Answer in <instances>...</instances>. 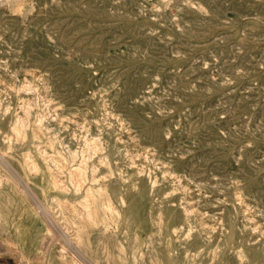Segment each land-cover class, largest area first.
<instances>
[{"label":"rangeland","instance_id":"374dc122","mask_svg":"<svg viewBox=\"0 0 264 264\" xmlns=\"http://www.w3.org/2000/svg\"><path fill=\"white\" fill-rule=\"evenodd\" d=\"M19 116L33 155L40 144L63 156V175L85 161L119 185L111 235L137 244L138 261L160 244L178 264H264V0H0L8 159ZM140 190L149 215L179 214L175 232L129 222ZM0 245V264H47L17 237Z\"/></svg>","mask_w":264,"mask_h":264},{"label":"bare ground","instance_id":"6f19581e","mask_svg":"<svg viewBox=\"0 0 264 264\" xmlns=\"http://www.w3.org/2000/svg\"><path fill=\"white\" fill-rule=\"evenodd\" d=\"M14 121L11 123V135L6 132L5 138L11 141L13 136L18 141L20 155L8 159L0 153V165L9 171L3 178L5 188H0L1 241H13L17 237L21 245L32 247L31 252L35 256L43 255L47 264H178V259L172 257L171 249L160 244L154 247L155 258L149 262L138 261L142 249L135 243L126 252L123 245L111 235L116 216L109 191L119 185H109L104 180L106 175L97 174L94 163L87 164L85 161L70 166L66 175H63V156L60 152H56V155L48 154L45 147L37 144L33 155L20 143L26 136L22 129L24 119L19 116ZM34 136H38V133L34 132ZM51 144L52 141H49L48 145ZM21 145L23 147L20 149ZM38 171L40 176L35 183L39 186L35 189L29 182V176ZM64 178L72 187L71 191L65 185ZM127 200L129 204L124 215L129 222L141 225L147 231H151L152 222L158 230L166 226L176 231L179 214L169 209L160 211L156 216L149 215L143 190L127 197ZM26 203L27 206H22ZM194 210L186 207L183 209L186 215L194 213ZM24 219L27 223L21 226V220ZM114 246L119 250L118 256L113 254ZM251 257L252 260L258 259L260 251L252 249ZM119 258L121 263L117 261Z\"/></svg>","mask_w":264,"mask_h":264}]
</instances>
